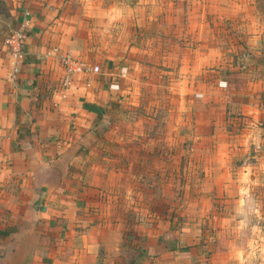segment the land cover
Masks as SVG:
<instances>
[{
	"label": "crops",
	"instance_id": "0c3cea01",
	"mask_svg": "<svg viewBox=\"0 0 264 264\" xmlns=\"http://www.w3.org/2000/svg\"><path fill=\"white\" fill-rule=\"evenodd\" d=\"M61 4L0 0V264H239L242 254L264 256V36L254 37L255 57L241 59V87L211 83L221 103L195 104L199 148L172 173L170 152L156 158L126 147L120 67L138 64L128 59L134 56L107 53L99 73L76 70L62 85L58 56L88 65L90 55L74 32L73 14ZM24 11L30 30L14 65L3 38ZM194 64L193 71L180 64L179 77L191 72L202 89V57ZM187 103H180V128L191 118ZM172 115L164 105V125L171 126ZM132 126L142 127L140 121ZM203 126L211 129L208 138L197 135ZM172 176L182 178L184 201L195 193L184 218L192 212L190 220L217 219L230 227L239 222V209H252L246 249L154 246L155 223L171 214Z\"/></svg>",
	"mask_w": 264,
	"mask_h": 264
},
{
	"label": "rangeland",
	"instance_id": "374dc122",
	"mask_svg": "<svg viewBox=\"0 0 264 264\" xmlns=\"http://www.w3.org/2000/svg\"><path fill=\"white\" fill-rule=\"evenodd\" d=\"M61 7L73 14L74 32L81 41L84 39L85 50L90 55L88 65H97V73L101 71L99 62L107 53L123 50L124 55L134 56L128 58L131 61L137 59L138 64L120 67L125 91L123 102L118 105L123 109L119 118L125 122L121 130L128 138L126 147L143 153L151 151L156 158L163 150L170 152L172 173L182 165L184 156L189 158L199 148L194 142L195 104L201 100L204 105L210 101L221 103L222 96L212 95L211 83L216 82L223 89L229 84L241 87L240 70H237L242 66L241 59L255 57L254 37L264 36V0H62ZM196 56L202 57L203 62L202 89L199 79L191 72L185 79L179 77L180 64H187L189 71H193ZM213 59L218 63L211 64ZM195 92H204L205 96L195 98ZM186 100L191 118L186 127L180 128L179 107ZM164 105L174 114L170 127L163 122ZM136 121H140L141 128L132 126ZM210 130L203 126L197 135L208 138ZM143 159L148 162L146 156ZM162 179L156 176V185ZM181 181L182 178L171 177V214L168 217L165 213V222L155 223L154 246L165 243L177 251L194 247L220 250L229 246L245 250L246 236L252 226L246 224V216L253 219L252 209H239L240 223L236 221L230 227L217 219L204 223L190 220L192 212L184 218L183 212L190 210L195 202L191 200L195 193H187L184 201ZM194 181L203 184L204 177L197 176ZM246 259L264 263V256L246 258V254L235 262L246 264Z\"/></svg>",
	"mask_w": 264,
	"mask_h": 264
},
{
	"label": "built area",
	"instance_id": "2783aa9c",
	"mask_svg": "<svg viewBox=\"0 0 264 264\" xmlns=\"http://www.w3.org/2000/svg\"><path fill=\"white\" fill-rule=\"evenodd\" d=\"M30 24L31 21L29 12L24 11L19 23L15 27L10 28L4 35L3 43L14 65L16 61L22 59L24 55V45L30 30ZM52 52L54 54H57V48H53ZM58 58L60 60L64 74L62 85H66L70 81L72 74L76 72V70L92 73H97V71L99 70V67L97 65L88 66L77 61L74 58H71L66 53L59 55Z\"/></svg>",
	"mask_w": 264,
	"mask_h": 264
}]
</instances>
